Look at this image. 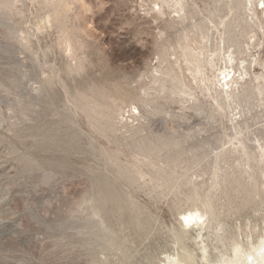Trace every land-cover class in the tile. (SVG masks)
Segmentation results:
<instances>
[{
    "label": "rangeland",
    "instance_id": "374dc122",
    "mask_svg": "<svg viewBox=\"0 0 264 264\" xmlns=\"http://www.w3.org/2000/svg\"><path fill=\"white\" fill-rule=\"evenodd\" d=\"M177 1L0 0V264H222L260 243L264 0ZM205 34L213 66L190 72Z\"/></svg>",
    "mask_w": 264,
    "mask_h": 264
},
{
    "label": "bare ground",
    "instance_id": "6f19581e",
    "mask_svg": "<svg viewBox=\"0 0 264 264\" xmlns=\"http://www.w3.org/2000/svg\"><path fill=\"white\" fill-rule=\"evenodd\" d=\"M177 4L182 5L181 0L177 1ZM248 4L252 5V2L248 1ZM263 4H264V1H263ZM250 10L252 11L253 8H250ZM183 11H184L183 6H181L180 8L178 7V9H175V11H174L175 14L173 15V18H177V17L178 18H182L184 16L182 14ZM263 11H264V7H263ZM162 12L163 11H161V13ZM200 34H201V32H200ZM201 39L202 40H200V41L198 40L199 43L201 44V48H200L201 50L200 51H195V49H193L189 44H184V48L188 50V51L185 52V54L187 56L189 55V57H191L189 59L186 56L188 59H186L185 61H187L189 64H193V67H194L192 69V66H189L188 70L190 72L200 73V74H202L204 72L203 68L206 67V65L209 64V65L213 66V63H214L213 60H212L213 54L204 55V54H206V51L209 48L208 47V43H210L209 42L210 36L208 34H205V35H202ZM221 44H223V43L221 42ZM196 48H197V46H196ZM204 49H207V50L203 51ZM215 53H217V52H215ZM227 53L228 54L223 56V60L225 61L226 65H225L224 70H223V67H222V70H223V71H221L222 77L220 78V76H221V74H220L217 77L218 78L217 82L211 80L213 85H217L219 87L218 88L219 92H220V94L223 97H225V99L233 96L235 94L236 90L238 89V85L241 84L240 79H242V80L245 79V74H244V72L242 70H240L239 68L237 70L236 67L228 65V63H234L236 61V59H237V57L234 56V53H236L235 50L234 51H227ZM202 55H204L205 57H202ZM179 57H178V62L181 65V62L179 61L180 60ZM220 59H221V57H220ZM181 60H182V58H181ZM230 67H232V70H231L232 73L230 71ZM245 68L246 67H244V69ZM216 89H217V87H216ZM216 97H218V96H216ZM221 102H223V101H221ZM224 102H225V100H224ZM135 110L137 111V107H135ZM181 217H182L181 223H182L183 226L187 225V226H193V227H198V228L203 229L204 226L207 224V221L209 220V211H208V209L207 210H202L200 208H191V209H188L186 211H183V213L181 214ZM182 237H183L182 234L177 235V241L181 242L182 241ZM203 249H204V251H206L207 250V246H204ZM182 250H183L182 253H178L175 256H171L170 255L168 257L167 262L169 264H195L196 263V259H195L196 256L192 253V251L190 249H188V248H183ZM233 253L235 254V256L234 257L230 256L227 259L223 260L222 264H264V237L261 239L260 243H258L257 245H254L251 249H248V248L246 249L242 245H240L238 242L234 241Z\"/></svg>",
    "mask_w": 264,
    "mask_h": 264
},
{
    "label": "snow or ice",
    "instance_id": "6c2138e0",
    "mask_svg": "<svg viewBox=\"0 0 264 264\" xmlns=\"http://www.w3.org/2000/svg\"><path fill=\"white\" fill-rule=\"evenodd\" d=\"M262 6H264V5H262Z\"/></svg>",
    "mask_w": 264,
    "mask_h": 264
}]
</instances>
